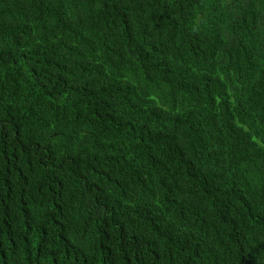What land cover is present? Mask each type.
Instances as JSON below:
<instances>
[{
    "label": "trees",
    "instance_id": "obj_1",
    "mask_svg": "<svg viewBox=\"0 0 264 264\" xmlns=\"http://www.w3.org/2000/svg\"><path fill=\"white\" fill-rule=\"evenodd\" d=\"M0 264H264V0H0Z\"/></svg>",
    "mask_w": 264,
    "mask_h": 264
}]
</instances>
